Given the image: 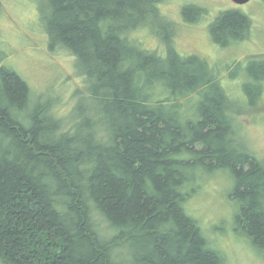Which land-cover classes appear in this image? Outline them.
<instances>
[{
    "label": "trees",
    "instance_id": "trees-1",
    "mask_svg": "<svg viewBox=\"0 0 264 264\" xmlns=\"http://www.w3.org/2000/svg\"><path fill=\"white\" fill-rule=\"evenodd\" d=\"M165 1L37 0L47 48L70 53L85 86L64 122L63 90L31 97L0 64L1 264H230L185 209L199 169L227 171L235 230L264 252V164L238 133L242 94L219 87V64L181 56L173 34L167 61L132 36L164 16ZM196 6L181 8L184 20L207 12ZM207 29L227 47L251 20L222 10ZM252 70L263 95L264 61ZM156 88L167 96L153 100Z\"/></svg>",
    "mask_w": 264,
    "mask_h": 264
},
{
    "label": "rangeland",
    "instance_id": "rangeland-1",
    "mask_svg": "<svg viewBox=\"0 0 264 264\" xmlns=\"http://www.w3.org/2000/svg\"><path fill=\"white\" fill-rule=\"evenodd\" d=\"M190 4L207 11L194 24V21L184 20L180 12L182 7ZM232 8L237 7L231 0H166L160 6L164 16L155 18L153 27L138 29L132 36L142 48L157 51L155 54L167 61L173 34L172 44L181 56L196 55L207 59L211 66L219 64L214 72L219 87L226 89L234 100L237 91L242 94L240 107L245 110L239 114L238 133L244 147L264 164V89L263 95L256 94L255 88L259 84L251 76V66L264 61V0H250L237 8L250 17L249 36L240 43L219 47L211 41L207 28L222 10ZM39 13L37 0H0V49L5 52L0 53V64L3 62L4 66H12L19 72L31 88V97L39 94L47 98L46 92L54 87L63 90L55 109L56 114L68 122L80 96L78 92H84L85 81L75 73L70 53L47 48V36ZM52 81L54 83H50ZM209 93L204 91V96ZM151 96L156 100L167 96V92L156 88ZM194 97L192 102L183 101V110H193L201 99L200 95ZM192 175L196 181L184 187L192 192L185 209L200 220L213 245L224 252L230 264H264V252L259 254L261 252L249 239L235 230L233 214L237 203L228 196L232 181L227 171L218 170L212 174L199 169Z\"/></svg>",
    "mask_w": 264,
    "mask_h": 264
},
{
    "label": "water",
    "instance_id": "water-1",
    "mask_svg": "<svg viewBox=\"0 0 264 264\" xmlns=\"http://www.w3.org/2000/svg\"><path fill=\"white\" fill-rule=\"evenodd\" d=\"M234 3L236 4H246L247 2H249L250 0H232Z\"/></svg>",
    "mask_w": 264,
    "mask_h": 264
},
{
    "label": "flooded vegetation",
    "instance_id": "flooded-vegetation-1",
    "mask_svg": "<svg viewBox=\"0 0 264 264\" xmlns=\"http://www.w3.org/2000/svg\"><path fill=\"white\" fill-rule=\"evenodd\" d=\"M231 2H232V4L234 5V7H237V8H241V7H243V5H245V4H242V5H240V4H236V3H234L232 0H231ZM247 4V3H246ZM236 8V9H237Z\"/></svg>",
    "mask_w": 264,
    "mask_h": 264
}]
</instances>
